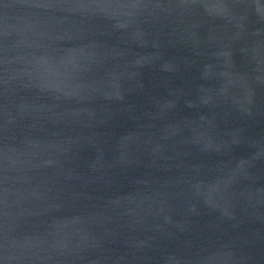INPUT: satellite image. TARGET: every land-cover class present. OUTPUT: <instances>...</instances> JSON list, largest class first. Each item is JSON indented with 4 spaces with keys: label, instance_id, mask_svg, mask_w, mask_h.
<instances>
[{
    "label": "water",
    "instance_id": "1",
    "mask_svg": "<svg viewBox=\"0 0 264 264\" xmlns=\"http://www.w3.org/2000/svg\"><path fill=\"white\" fill-rule=\"evenodd\" d=\"M0 264H264V0H0Z\"/></svg>",
    "mask_w": 264,
    "mask_h": 264
}]
</instances>
